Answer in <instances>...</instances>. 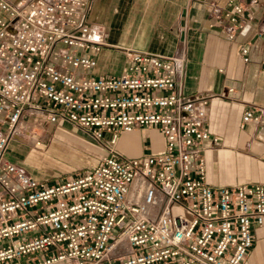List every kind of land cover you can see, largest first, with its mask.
Wrapping results in <instances>:
<instances>
[{
  "label": "built area",
  "instance_id": "obj_1",
  "mask_svg": "<svg viewBox=\"0 0 264 264\" xmlns=\"http://www.w3.org/2000/svg\"><path fill=\"white\" fill-rule=\"evenodd\" d=\"M85 3L0 0V264H240L264 227V186L206 183L202 151L216 137L207 96L183 93L178 53L126 49L116 75L86 74L101 41ZM228 3L210 26L231 40L244 18ZM237 51L246 63L247 44ZM62 122L102 148L90 168L46 184L8 158L10 142ZM241 122L264 125V102ZM136 128L157 131L160 151L118 153Z\"/></svg>",
  "mask_w": 264,
  "mask_h": 264
},
{
  "label": "crops",
  "instance_id": "obj_2",
  "mask_svg": "<svg viewBox=\"0 0 264 264\" xmlns=\"http://www.w3.org/2000/svg\"><path fill=\"white\" fill-rule=\"evenodd\" d=\"M234 1L243 7L244 23L227 40L210 25L212 10L229 9L228 0H85L90 36L101 41L86 74L116 75L126 49L178 53L183 93L207 96L206 127L216 137V144L204 142L202 151L206 183L264 186V125L241 122L244 109L264 102V0ZM243 43L246 63L237 51ZM162 140L154 129L136 128L120 133L113 146L124 156L139 157L160 151ZM21 148L13 144L8 152L12 157ZM252 242L240 264H264V227H254Z\"/></svg>",
  "mask_w": 264,
  "mask_h": 264
},
{
  "label": "rangeland",
  "instance_id": "obj_3",
  "mask_svg": "<svg viewBox=\"0 0 264 264\" xmlns=\"http://www.w3.org/2000/svg\"><path fill=\"white\" fill-rule=\"evenodd\" d=\"M33 135L15 141L22 151L18 149L12 157L7 152V156L32 177L45 180L46 184L90 168L103 153L98 143L66 122L34 127ZM35 139L40 141L37 146L34 145ZM36 152L50 160L51 165L39 160L31 163L30 155Z\"/></svg>",
  "mask_w": 264,
  "mask_h": 264
},
{
  "label": "bare ground",
  "instance_id": "obj_4",
  "mask_svg": "<svg viewBox=\"0 0 264 264\" xmlns=\"http://www.w3.org/2000/svg\"><path fill=\"white\" fill-rule=\"evenodd\" d=\"M18 142V141H17ZM13 144H15V141H12V142H10L7 146H6V151L8 152V148L11 146V145H13ZM33 156H32V158H31V163H33V162H37L38 160L39 161H42V162H44L45 164H47L48 166L49 165H51V161L50 160H48L45 156H43L42 154H40V153H38V152H36V153H33L32 154ZM54 166V165H53Z\"/></svg>",
  "mask_w": 264,
  "mask_h": 264
}]
</instances>
